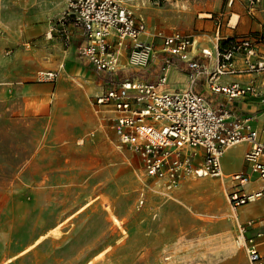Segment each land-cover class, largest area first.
<instances>
[{"label": "rangeland", "instance_id": "374dc122", "mask_svg": "<svg viewBox=\"0 0 264 264\" xmlns=\"http://www.w3.org/2000/svg\"><path fill=\"white\" fill-rule=\"evenodd\" d=\"M120 1L144 18L150 36L176 27L210 40L217 22L230 30L246 14L262 28L264 55V0ZM65 4L0 0L9 28L0 23V62L40 49L50 34L36 29L40 12L57 9L55 22ZM80 84L53 68L0 72V264H251L239 225L262 221L242 216L263 215L264 200L238 220L225 177L182 174L169 187L147 175L98 102L96 74L84 100L82 89L73 93Z\"/></svg>", "mask_w": 264, "mask_h": 264}, {"label": "built area", "instance_id": "2783aa9c", "mask_svg": "<svg viewBox=\"0 0 264 264\" xmlns=\"http://www.w3.org/2000/svg\"><path fill=\"white\" fill-rule=\"evenodd\" d=\"M68 24L86 38L79 53L97 71L111 76L98 102L106 108L108 121L120 144L136 152L147 175L167 178L169 187L182 174L221 177L225 151L247 141L250 147L244 159L249 171L227 177L230 181L227 199L237 213L241 206L264 197V126L254 127L248 117H230L228 109L220 111L213 107L191 86L169 91L165 68L155 82L118 76L117 72L127 68L145 69L162 53L170 57L166 62L174 58L193 68L196 74L191 77L192 83L205 72L213 91L223 92L230 98L246 94L261 96L264 103V92L254 80L247 87L217 82L222 75L264 70V57L257 48L259 31L256 36H229L231 39L216 34L213 47L200 51L203 57L215 60L214 69L208 72V66L191 53L192 35L175 29L159 30L150 36L144 18L117 0H66L51 32L56 29L68 40L71 37ZM237 54L243 57V70L234 65ZM124 56L126 62L122 61ZM48 76L53 79L55 73L48 72ZM239 228L250 263L264 264V229L246 235V227L240 224Z\"/></svg>", "mask_w": 264, "mask_h": 264}, {"label": "crops", "instance_id": "0c3cea01", "mask_svg": "<svg viewBox=\"0 0 264 264\" xmlns=\"http://www.w3.org/2000/svg\"><path fill=\"white\" fill-rule=\"evenodd\" d=\"M3 6L4 5L2 4L4 15L5 10ZM56 11L57 9L53 7H49L48 9L41 11L40 18L43 19V21H40V24L36 28L37 31L41 32L42 34L50 32L49 37L51 36L52 40H50L47 36V39H43L40 43V45L42 46L40 49H35L32 52H26L22 58L3 60L2 62H0V72H34L35 70L40 68L58 69L61 72L62 77H65L66 75L73 76L77 82L81 83L80 86H73V93L77 97L78 95L75 93L74 89H82L84 92L83 94H85L83 98H81L83 100L86 98L87 93L93 91L92 87L89 86L88 81H90V78L93 79L94 75L96 74L97 81L101 82V86L97 89V91H100L102 87V93L109 86V84L107 83L108 81H106L107 75L97 71L95 66L86 57L82 56L79 53V47L86 41V38L82 35L81 31L72 28L71 25L68 24V26L66 27L71 34V37L68 40H65L63 38V35L56 29L51 32L54 22L50 21V17L54 15ZM248 13H250V11ZM3 15L0 23H2ZM259 25V23H256L254 21L252 22L249 16H247L246 14L242 16L239 15L236 23L233 24V29L230 30H221V23L217 22L215 29L212 31L213 36L210 40H199L197 38L194 39V46L191 53L192 55H194L196 60L206 64L208 66V72H211L215 67L214 58H205L200 54V51L202 48L213 47L214 41L216 40V34L219 33L221 37L239 36L245 34L246 31L253 30V35L255 36L257 34V31L260 32L259 35L256 36L257 40L259 41L262 31V28H259ZM1 26L5 27V29L8 28L4 23H2ZM175 29L179 30L176 27H170L168 28V30L164 29L163 31L169 32ZM199 36L201 35H198V37ZM167 58L170 57L166 54L158 53L152 59L149 66L145 69L127 68L129 69V71H126V69H121L117 72L121 73L120 76H125L123 72H134V75L132 77H138L148 82H155L158 79L159 74L162 72V69L165 68L164 71L168 75L169 84L167 89L169 91H174L176 89H185L191 86L194 91L203 95L213 107L217 108L220 111H222L223 109H228L231 113L230 117H248L254 127L259 128L264 126V103L261 101V96H252L250 94H246L242 97L230 98L223 92L213 91L210 85L211 81L209 79V76L205 72L198 75L196 80L192 83L191 77L195 76L196 71L193 68L189 67L185 62L178 59L173 58L169 62H166ZM172 60L179 61L180 63H173ZM122 61L126 62V56L122 57ZM234 65L237 68L243 70L244 62L242 55L237 54L235 56ZM76 72L78 76L76 75ZM253 80L255 81L258 89L264 92V70L253 73L222 75L217 78V82L220 85L238 83L242 87L249 86V84ZM78 99L81 100L79 97ZM106 114L108 119V113L106 112ZM87 118L88 117L86 116V119ZM94 118L95 117H93V119ZM89 121H91V119H87L86 124L88 126L91 125V122ZM242 145H244L243 152L235 153L236 147ZM249 147L250 143L247 141L229 147L222 157L223 176L218 178L225 177L227 182L230 184V181L227 178L229 175L236 172H248L249 168L245 162L244 154ZM198 151H200V149H198ZM233 160H236V162H234ZM262 200H264V197L251 203H258ZM251 203L243 205L238 209L237 214L240 215H237L238 220L239 217L241 218L242 214L247 213L245 208ZM242 218H263L264 220V214H257L254 215V217L242 216ZM263 220L255 223L252 228L248 229L247 232L249 234L247 235H253L257 231L264 229Z\"/></svg>", "mask_w": 264, "mask_h": 264}, {"label": "trees", "instance_id": "16d2710c", "mask_svg": "<svg viewBox=\"0 0 264 264\" xmlns=\"http://www.w3.org/2000/svg\"><path fill=\"white\" fill-rule=\"evenodd\" d=\"M231 38H233V37H229L228 39H231ZM228 39H226V40H223L222 42H223V44L224 43H226L227 41H228ZM172 62L173 63H180L179 61H175V60H172ZM121 75V73L120 72H118V76H120ZM109 79H111V76H107V79H106V81H108Z\"/></svg>", "mask_w": 264, "mask_h": 264}, {"label": "bare ground", "instance_id": "6f19581e", "mask_svg": "<svg viewBox=\"0 0 264 264\" xmlns=\"http://www.w3.org/2000/svg\"><path fill=\"white\" fill-rule=\"evenodd\" d=\"M117 1H119L120 3H122V4H124V5H128V4H126V3H124V2H122V1H120V0H117ZM238 215V214H237Z\"/></svg>", "mask_w": 264, "mask_h": 264}]
</instances>
